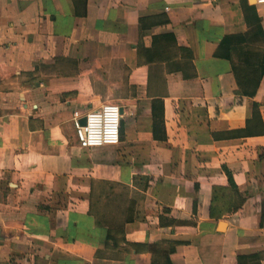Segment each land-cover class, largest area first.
I'll use <instances>...</instances> for the list:
<instances>
[{
	"label": "crops",
	"instance_id": "crops-1",
	"mask_svg": "<svg viewBox=\"0 0 264 264\" xmlns=\"http://www.w3.org/2000/svg\"><path fill=\"white\" fill-rule=\"evenodd\" d=\"M112 103L120 144L82 149L75 113ZM257 254L264 5L0 0V264Z\"/></svg>",
	"mask_w": 264,
	"mask_h": 264
},
{
	"label": "built area",
	"instance_id": "built-area-1",
	"mask_svg": "<svg viewBox=\"0 0 264 264\" xmlns=\"http://www.w3.org/2000/svg\"><path fill=\"white\" fill-rule=\"evenodd\" d=\"M256 1L264 5V0ZM122 117L121 108L114 104H105L100 109L84 115L75 113L76 136L80 147L88 150L119 145ZM83 118H86V125L80 126L79 121Z\"/></svg>",
	"mask_w": 264,
	"mask_h": 264
},
{
	"label": "trees",
	"instance_id": "trees-1",
	"mask_svg": "<svg viewBox=\"0 0 264 264\" xmlns=\"http://www.w3.org/2000/svg\"><path fill=\"white\" fill-rule=\"evenodd\" d=\"M235 71H236V69H235ZM225 172H226V175L228 177L229 186L231 187L233 192L236 193L237 192V187L235 185V182H234V179H233L231 173L229 171H227L226 169H225ZM262 260H264V254H257V255H254L252 257H249V258H239V262L240 263L246 262V263H249V264H261Z\"/></svg>",
	"mask_w": 264,
	"mask_h": 264
},
{
	"label": "water",
	"instance_id": "water-1",
	"mask_svg": "<svg viewBox=\"0 0 264 264\" xmlns=\"http://www.w3.org/2000/svg\"><path fill=\"white\" fill-rule=\"evenodd\" d=\"M121 114L123 115V109H121ZM80 126H85L86 125V118H83L79 121Z\"/></svg>",
	"mask_w": 264,
	"mask_h": 264
},
{
	"label": "rangeland",
	"instance_id": "rangeland-1",
	"mask_svg": "<svg viewBox=\"0 0 264 264\" xmlns=\"http://www.w3.org/2000/svg\"><path fill=\"white\" fill-rule=\"evenodd\" d=\"M113 104V103H112ZM114 105H116V104H114Z\"/></svg>",
	"mask_w": 264,
	"mask_h": 264
}]
</instances>
